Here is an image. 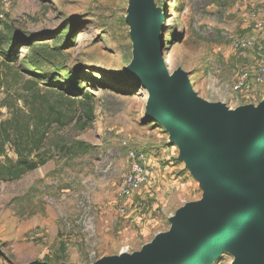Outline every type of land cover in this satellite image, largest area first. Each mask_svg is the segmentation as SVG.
I'll list each match as a JSON object with an SVG mask.
<instances>
[{"label": "rangeland", "instance_id": "obj_1", "mask_svg": "<svg viewBox=\"0 0 264 264\" xmlns=\"http://www.w3.org/2000/svg\"><path fill=\"white\" fill-rule=\"evenodd\" d=\"M154 1L164 11L171 73H189L193 91L210 104L238 111L264 103V74L261 84L256 81L264 54L238 46L264 41V28L257 27L264 0ZM129 5L130 0H0V101L6 92L16 97L32 88L52 105L79 109L84 102L95 113L84 131L75 124L52 130L46 149L53 157L45 166L19 180H0V264H97L124 250L140 252L170 231L181 209L208 192L178 160L177 148L172 166L162 162L171 167L166 176L156 169L132 199H118L128 171L126 143L142 154L178 147L169 142L171 132L147 115L149 94L129 77ZM242 71L249 72V91L237 89ZM8 153L16 162L14 150ZM235 260V250L225 249L213 264Z\"/></svg>", "mask_w": 264, "mask_h": 264}, {"label": "water", "instance_id": "obj_2", "mask_svg": "<svg viewBox=\"0 0 264 264\" xmlns=\"http://www.w3.org/2000/svg\"><path fill=\"white\" fill-rule=\"evenodd\" d=\"M162 17L154 0H130L129 77L148 92L147 115L171 132L180 159L208 192L140 252L97 264H209L230 246L234 264H264V103L232 112L200 99L189 73L168 69Z\"/></svg>", "mask_w": 264, "mask_h": 264}, {"label": "trees", "instance_id": "obj_3", "mask_svg": "<svg viewBox=\"0 0 264 264\" xmlns=\"http://www.w3.org/2000/svg\"><path fill=\"white\" fill-rule=\"evenodd\" d=\"M3 44L0 37V48ZM5 95L0 101V180L4 182L19 180L51 160L53 151L46 145L54 128L61 130L75 124L84 131L94 120L93 108L84 102L79 109L75 105H52L32 88H24L16 97L8 92ZM77 144L80 149L89 148L84 143ZM8 148L16 153V162L10 158Z\"/></svg>", "mask_w": 264, "mask_h": 264}, {"label": "built area", "instance_id": "obj_4", "mask_svg": "<svg viewBox=\"0 0 264 264\" xmlns=\"http://www.w3.org/2000/svg\"><path fill=\"white\" fill-rule=\"evenodd\" d=\"M257 27L259 29L264 28V20L258 23ZM238 46L243 49L253 48L264 54V41L261 44H257L253 41L245 40L240 42ZM263 74L264 67L259 66V76H257L256 79L258 84L262 83L263 78L261 75ZM249 78V72L242 71V75L240 76L239 82L237 84V89L239 91H249L251 89ZM125 146L129 150L128 171L124 175L118 189V199L121 201L132 199L135 195H137V193H139L146 185L151 173L150 167L146 165V155L135 149H131L127 143Z\"/></svg>", "mask_w": 264, "mask_h": 264}, {"label": "crops", "instance_id": "obj_5", "mask_svg": "<svg viewBox=\"0 0 264 264\" xmlns=\"http://www.w3.org/2000/svg\"><path fill=\"white\" fill-rule=\"evenodd\" d=\"M169 142H170V140H169ZM177 148L179 151V147H177V146H173V147L168 146V147L160 148V150L158 149L157 151H153V152H151V154L150 153L148 154V152L145 154L147 157L146 165L149 166L151 169V173L149 175V178H148L146 185H148L150 183V180H152V176L154 173L153 171H155L156 169H157V173H159L160 175H163V176H166V174L169 173L168 170L171 169V167L169 168V166H172L174 164L172 159H171L173 156L172 153L174 152V150H177ZM178 160H181L180 159V151L178 154ZM164 161L169 162L170 163L169 166L163 165L162 162H164ZM182 162H184V161H182ZM161 165L164 166V169H161Z\"/></svg>", "mask_w": 264, "mask_h": 264}, {"label": "bare ground", "instance_id": "obj_6", "mask_svg": "<svg viewBox=\"0 0 264 264\" xmlns=\"http://www.w3.org/2000/svg\"><path fill=\"white\" fill-rule=\"evenodd\" d=\"M163 19H164V17H162V21H163ZM131 69V68H130ZM130 69H129V74H130ZM177 70V69H176ZM175 70V71H176ZM174 72H172V74H173ZM193 81V80H192ZM192 90H193V86H192ZM194 92V91H193ZM195 93V92H194ZM149 98H150V96H149ZM201 99V98H200ZM203 100V99H202ZM204 101V100H203ZM210 104V103H209ZM232 111V110H231ZM232 112H235V111H232ZM262 163H264V158H262ZM233 248V246H230L228 249H232ZM224 250V249H223ZM223 250H220V252L217 254V256H215L214 258H212L211 260H210V262H209V264H213L214 262H215V260L218 258V255L220 256V254H222V252H223ZM222 251V252H221ZM128 255H127V253H126V251L124 250V252L122 253V256H120V258H122V257H127ZM236 261V260H235ZM235 261H234V263H235Z\"/></svg>", "mask_w": 264, "mask_h": 264}]
</instances>
